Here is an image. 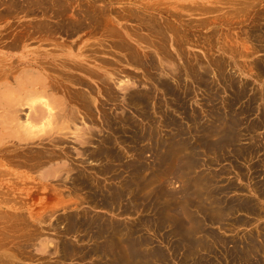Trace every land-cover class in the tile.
Here are the masks:
<instances>
[{
    "label": "rangeland",
    "instance_id": "obj_1",
    "mask_svg": "<svg viewBox=\"0 0 264 264\" xmlns=\"http://www.w3.org/2000/svg\"><path fill=\"white\" fill-rule=\"evenodd\" d=\"M80 54L88 75L48 63ZM263 67L264 0H0V258L127 264L138 242L159 264H264ZM50 101L75 119L49 123ZM180 219L204 244L187 258Z\"/></svg>",
    "mask_w": 264,
    "mask_h": 264
},
{
    "label": "bare ground",
    "instance_id": "obj_2",
    "mask_svg": "<svg viewBox=\"0 0 264 264\" xmlns=\"http://www.w3.org/2000/svg\"><path fill=\"white\" fill-rule=\"evenodd\" d=\"M35 2V1H34ZM32 3L33 2H31V5H32ZM36 3V2H35ZM39 3V2H38ZM54 3V2H53ZM63 3V2H62ZM30 4V3H29ZM41 5V4H40ZM40 7V6H39ZM95 11V10H94ZM97 18V17H96ZM73 26V25H72ZM107 28V27H106ZM109 28V27H108ZM112 30V29H111ZM16 39V38H15ZM19 41V40H18ZM17 41V42H18ZM85 60L86 59H84L83 58V55H79V56H77V57H73V58H70V57H68V58H64V59H62V60H56V59H51V60H49V64L51 65H54L55 66V68H58V67H60V68H62V69H68L69 71H74L75 69H81L82 70V68H83V71L86 73H88L89 72V69L88 68H85V66H84V64H83V62H85ZM35 62V64H33L35 67H38L39 68V70H44L45 69V66H42V64L44 63L42 60H39V61H33V62H31V63H34ZM58 62H60V63H58ZM30 63V64H31ZM47 63V62H46ZM86 65V64H85ZM33 66V67H34ZM42 66V67H41ZM87 66V65H86ZM33 67H28V68H26V69H21V71L23 72V71H25L26 73H35V72H37V68H33ZM86 69H88V70H86ZM263 69H264V67H263ZM86 70V71H85ZM90 70H91V68H90ZM92 71V70H91ZM94 71H96V70H94ZM65 72V71H64ZM82 72V71H81ZM264 72V71H263ZM67 73V72H66ZM72 73V72H71ZM74 73V72H73ZM86 73V75H88ZM98 73V72H97ZM96 73V74H97ZM91 74V73H90ZM73 75V74H72ZM72 75H65V76H62V79H64L65 80V82H61V81H56V79L57 80H59L57 77H55L54 75H52V77L51 76H48V75H46V77L44 76L43 78H41V76H39L38 77V79H40V80H37V81H31V82H29V88H27V89H29V94H35V93H41L42 95H54V93H52V90L54 89L53 87H51L50 85H49V79L52 81V82H54V83H56L57 85H59V83H60V85L59 86H63L64 85V88H65V86H67V84L68 83H72L74 80H81V79H83V78H81V77H78V75L77 74H75V76H72ZM76 75H77V77H76ZM81 76V75H80ZM11 77V76H10ZM65 77V78H64ZM62 79H60V80H62ZM59 82V83H58ZM18 83V82H17ZM66 84V85H65ZM54 87H55V85L54 84H52ZM58 87V86H57ZM62 89V88H59V90L61 89L62 90V92L63 93H65L66 92V90L65 89ZM55 89H56V87H55ZM80 93V92H79ZM83 93V92H82ZM85 93V92H84ZM28 94V95H29ZM80 96H82V95H80ZM53 98V97H52ZM84 98V97H83ZM49 99V98H48ZM47 99V100H48ZM77 99V98H76ZM237 99V98H236ZM30 100V99H29ZM35 100H37L36 98H35ZM141 100V99H140ZM34 101V100H33ZM52 101V100H51ZM50 101V104H48V102H49V100H48V102H47V105H46V107L48 106V109L49 110H47L46 108V110L48 111V114H47V112H44L45 113V115L47 114L49 117H48V119L50 120V122L49 123H51L52 122V120H54V121H60V120H65L66 118H68V119H66L68 122H69V120H74L75 119V113L77 112V110L75 109V108H71V110L69 111V112H66V110H64V109H61L58 113H54L53 112V110H50V108H51V106H53L55 103H56V106L59 104L57 101H54L55 103H53V105H51L52 104V102ZM80 101V100H79ZM85 101H86V99H85ZM88 101V100H87ZM142 101V100H141ZM46 102V101H45ZM43 103V102H42ZM42 103H40V105L42 104ZM75 103V102H74ZM91 103V102H90ZM44 104V103H43ZM93 104V103H92ZM29 105V104H28ZM31 105V104H30ZM39 105V106H40ZM43 106V105H42ZM85 106V105H84ZM83 106V107H84ZM87 106V105H86ZM37 107V106H36ZM35 107V108H36ZM54 107H55V105H54ZM54 107H52V108H54ZM82 107V108H83ZM39 107H37V109H38ZM51 108V109H52ZM89 108V107H88ZM90 108H92L91 106H90ZM36 109V111L37 112H39L40 110V112H42V108H40V109H38L37 110ZM86 110H87V108H85ZM33 110V109H32ZM43 110H44V108H43ZM45 110V111H46ZM52 111V112H51ZM89 111V110H88ZM32 112V111H31ZM54 113V114H53ZM33 114V113H32ZM41 114V113H40ZM35 115V114H34ZM38 115H39V113H38ZM46 115V116H47ZM41 116H42V114H41ZM40 115H39V117H41ZM44 116V115H43ZM32 117V116H31ZM35 117V116H34ZM33 118V117H32ZM43 118V117H42ZM29 119V118H28ZM37 120H39L40 121V118L39 119H37ZM41 120H43V119H41ZM46 120V119H45ZM33 121H35V120H33ZM33 121H31V122H33ZM48 121V120H47ZM47 121H46V123H47ZM24 122V121H23ZM28 123H30V122H28ZM27 123V124H28ZM39 123V122H38ZM45 123V124H46ZM49 123H47V124H49ZM33 124V123H32ZM35 124H36V122H35ZM72 124V123H71ZM37 125V124H36ZM25 126V125H24ZM32 126V125H31ZM72 126V125H71ZM39 127V126H38ZM27 128V127H26ZM43 128V127H42ZM36 129H37V127H36ZM72 129V128H71ZM76 130V129H75ZM78 131V130H77ZM26 133V132H25ZM81 133V132H80ZM79 133V134H80ZM78 134V133H77ZM76 134V135H77ZM83 134V133H82ZM85 136V135H84ZM79 137V136H78ZM80 137H82V136H80ZM87 139V138H86ZM85 139V140H86ZM75 140V139H74ZM76 141V140H75ZM78 141V140H77ZM83 141V140H82ZM62 142V141H61ZM67 142V141H66ZM79 142V141H78ZM83 143V142H82ZM104 151H105V149H104ZM109 152V151H108ZM84 153V152H83ZM108 165V164H107ZM58 168V167H57ZM57 168H55V170L57 169ZM62 168H64V166L62 167ZM60 169V168H59ZM105 169V168H104ZM61 170V169H60ZM103 170V169H102ZM54 172V171H53ZM59 172H61V171H59ZM55 173H57V171L55 172ZM62 176V175H61ZM42 179V178H41ZM44 179V178H43ZM42 179V180H43ZM83 180V179H82ZM79 181V180H78ZM82 182V181H81ZM84 182V181H83ZM85 183V182H84ZM95 196H96V194H95ZM104 201V200H103ZM106 201V200H105ZM109 202V201H108ZM243 207H245V208H249V204H247V203H245V202H243ZM178 211V210H177ZM165 213V212H164ZM178 213H179V211H178ZM179 215V214H178ZM177 215V216H178ZM156 218V217H155ZM160 219H162V217L160 218ZM146 220V219H145ZM150 220V219H149ZM148 220V221H149ZM164 220V219H163ZM181 220V219H180ZM147 221V220H146ZM147 221V222H148ZM82 222H84V220L83 221H81V220H79V219H75V220H73V225L76 227L78 224H82ZM151 222V221H150ZM152 222H154V223H156V224H158V221H156V219H152ZM91 224H92V222H90ZM90 223H88V224H90ZM110 223V222H109ZM84 224V223H83ZM90 224V225H91ZM97 224H98V227H97V232H99L100 234V236L101 237H103V235H102V233L103 232H106V230L105 229H103V224H102V222H97ZM151 225V224H150ZM84 226H85V224H84ZM97 226V225H96ZM109 226V225H108ZM185 226H186V224L183 222V220H181V222H180V225H179V222L176 224V226H175V233H176V235L178 234V243H177V246H176V244H175V246L173 247L174 248V251H177V250H183V252L182 253H184V255H185V258H187L188 257V255L189 256H192V254H194L195 255V253H199V252H201V250H203V246H204V244L200 241V244H198L196 241V239L193 237V235H194V233H193V230H191V232H189V231H187L186 230V228H185ZM90 226H88V228H89ZM157 227V226H156ZM72 228H74L73 226H72ZM77 228V227H76ZM86 228V227H85ZM105 228V227H104ZM87 230V229H86ZM117 230L118 229H114V233H116L117 232ZM137 230V229H136ZM135 230V231H136ZM152 230V229H151ZM138 231V230H137ZM107 233V232H106ZM157 233V232H156ZM95 234V233H94ZM125 234H126V232H125ZM96 235V234H95ZM99 235H96V236H99ZM105 235V234H104ZM132 237V236H131ZM104 239H105V237H103ZM110 238V237H109ZM114 238V237H113ZM118 238V237H117ZM137 238H139V237H137ZM136 238V239H137ZM115 239V238H114ZM113 239V240H114ZM122 239V238H121ZM150 240V239H149ZM177 240V239H176ZM117 241V240H116ZM119 241V240H118ZM137 241V240H136ZM146 241V240H145ZM144 240H140V242L139 243H142V245H144L146 242H145ZM112 243L114 242V241H111ZM149 242H151V241H149ZM69 243V242H68ZM44 244V243H43ZM111 244V243H110ZM120 244V243H119ZM138 244V242H134V243H132V242H130V247L129 246H127V251L129 252V251H131V254H132V258L130 257H126L127 258V260H126V258H125V260L123 261L124 263H130V264H132V261H133V263L135 264V261H136V264H159L160 263V261H162V262H164V260H162L161 258H163L164 257V254H163V250H161V248H155L154 249V251H151V253L150 254H148V256H144L143 255V253L141 252V251H138V248H140L139 247V245H137ZM203 244V245H202ZM41 245V244H40ZM69 245H70V243H69ZM72 245V244H71ZM128 245V244H127ZM46 246V245H45ZM113 246H114V248L117 246L116 245V243H114L113 244ZM145 246V245H144ZM146 246H147V244H146ZM264 246V245H263ZM71 247V246H70ZM68 245H66L65 244V249H64V251L66 250V252H64L63 254H62V257H64L65 256V254L67 253V252H69L70 250H71V248H70ZM100 248H101V251L103 252V250L105 251L108 247L105 245V244H100V246H99ZM111 247V246H110ZM152 247V246H151ZM155 247V246H154ZM257 247V246H256ZM75 248V247H74ZM96 248H98V247H96ZM105 248V249H104ZM252 248H254V247H252ZM153 249V248H152ZM170 249H172V247L170 248ZM255 249V251H256V248H254ZM69 250V251H68ZM73 250V249H72ZM86 250V249H85ZM111 250V249H110ZM113 251H114V249H112ZM253 249H251L250 248V252H254V251H252ZM107 251V250H106ZM105 251V252H106ZM109 251V250H108ZM123 251V250H122ZM85 252V251H84ZM112 252V251H111ZM178 252V251H177ZM10 253V252H9ZM99 253V252H98ZM97 253V254H98ZM107 253V252H106ZM123 253V252H122ZM69 254V253H68ZM125 254H126V252H125ZM173 254V253H172ZM7 256V254H1V258L0 259H4V260H6L8 263H12V262H15V260L17 259V257H16V255H8L9 257H7L6 258V256ZM100 255V254H99ZM104 255H106V254H104ZM103 255V256H104ZM109 255V254H108ZM174 255H175V253H174ZM66 256H68V255H66ZM65 256V257H66ZM131 256V255H130ZM170 256V255H169ZM183 256V255H182ZM83 257H85V256H83ZM125 257V256H124ZM139 257H140V260H139ZM6 258V259H5ZM68 258V257H67ZM165 258V257H164ZM189 258H191V257H189ZM62 259V258H61ZM130 259H132V260H130ZM181 259V258H180ZM179 259V260H180ZM64 260H65V258H64ZM158 261H159V263H158ZM181 261V260H180ZM244 261V263H245V261H247V259L246 258H242L241 260H240V263L241 264H243L242 262ZM4 261H2L1 263H3ZM7 262H6V264H7ZM248 262V261H247ZM5 263V262H4ZM193 264H200V262L199 261H197V260H194L193 262H192ZM202 263V262H201ZM191 264V263H190Z\"/></svg>",
    "mask_w": 264,
    "mask_h": 264
}]
</instances>
